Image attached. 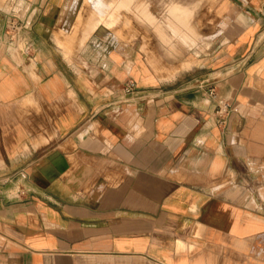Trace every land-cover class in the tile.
Returning a JSON list of instances; mask_svg holds the SVG:
<instances>
[{
  "label": "crops",
  "instance_id": "1",
  "mask_svg": "<svg viewBox=\"0 0 264 264\" xmlns=\"http://www.w3.org/2000/svg\"><path fill=\"white\" fill-rule=\"evenodd\" d=\"M31 1L10 39L0 0V264H264V0L105 1L124 38Z\"/></svg>",
  "mask_w": 264,
  "mask_h": 264
},
{
  "label": "rangeland",
  "instance_id": "2",
  "mask_svg": "<svg viewBox=\"0 0 264 264\" xmlns=\"http://www.w3.org/2000/svg\"><path fill=\"white\" fill-rule=\"evenodd\" d=\"M28 2L30 0H22V2ZM77 3H78V8L73 16V18L77 19V22L75 23V26H73L71 32H67V33H64V35L66 36H72V35H76L78 33V35L80 36V32L81 31H85L87 30L88 33L86 34H91L93 32V34L96 36H100V37H103L105 38L107 35H118L119 34V29H121V33L122 35L120 34V37L121 38H124L123 36V31L126 32V36L128 37V35H132L135 31V22L139 23V22H144L140 17H138L137 15H135L136 11H134V6L132 5L129 9H124L122 8L120 11H119V18L117 20V17L115 16L116 13H117V10L115 9H111L110 6H108L103 14H100L99 15V19L101 21H104V23L106 24L107 27H103V26H99L98 28L96 29H92V24H93V17L94 15L96 14L97 10H99V7H101L105 1H107L108 4H110V0H75ZM138 2H148V3H151V2H157L158 3V12L156 13L157 14V18L160 20H163V22L165 21V16H166V11L164 9L165 7V4L167 2H173L172 0H136ZM175 1H178V0H175ZM24 4V3H23ZM111 10V11H110ZM18 13H20L19 11L17 12H14L15 15H19ZM106 13V14H105ZM108 13V14H107ZM114 15L113 17L112 14ZM105 14V15H104ZM103 15V16H102ZM102 16V17H101ZM106 16V17H104ZM103 18V19H102ZM108 18V21L113 19L114 21H109L111 22L110 25L107 24V19ZM84 20L85 22H87L88 26L87 27H82L81 26V21ZM83 23V24H86V23ZM94 22H95V19H94ZM91 25V26H90ZM109 26V27H108ZM139 29V28H138ZM144 29H148V28H143V31ZM14 30H17L18 31V28H13V30L11 28H8L7 29V33L5 34L8 37H11L10 39L13 38V36L16 35V33L18 34V32H15ZM153 32L158 36L159 40L160 41H163L162 38L160 37V34L156 31V28L153 27ZM15 34V35H14ZM84 37H81V42H79V50H80V47L83 45L82 42L84 40ZM16 38V36H15ZM175 40L177 38H174ZM164 42V41H163ZM162 42V43H163ZM176 43V41H175ZM174 43V44H175ZM181 44L180 42L177 43V45ZM172 46L173 44H169V43H163L162 44V47L165 48L166 46ZM143 46H149V44H145L143 43ZM165 50V49H164Z\"/></svg>",
  "mask_w": 264,
  "mask_h": 264
},
{
  "label": "built area",
  "instance_id": "3",
  "mask_svg": "<svg viewBox=\"0 0 264 264\" xmlns=\"http://www.w3.org/2000/svg\"><path fill=\"white\" fill-rule=\"evenodd\" d=\"M31 4H32L31 0L26 2L25 4L26 6L24 5V11H21V13H18L19 15L13 14L8 17L4 34L7 33L8 28H11L12 30L13 28H16V29L18 28L19 32L17 30H14L15 32H18V34L16 33V35L15 34L14 35L16 36V38L20 37V35L22 34V24H23L22 15L24 14V12L26 14V12L30 9ZM263 39H264V32H263ZM124 89L131 91L133 89V82L130 80L127 81L124 86ZM207 93L209 94V96L215 103L214 113L217 115L219 123L221 125L226 124L230 113L237 112L238 107L232 104L231 102H229L228 100L220 97L217 94L216 89L213 85L208 86Z\"/></svg>",
  "mask_w": 264,
  "mask_h": 264
},
{
  "label": "bare ground",
  "instance_id": "4",
  "mask_svg": "<svg viewBox=\"0 0 264 264\" xmlns=\"http://www.w3.org/2000/svg\"><path fill=\"white\" fill-rule=\"evenodd\" d=\"M106 10H107V9H106ZM114 10H115V9H114ZM110 11H111V10H110ZM105 14H106V13H105ZM105 14H104V15H105ZM107 14H108V13H107ZM111 14H112V13H111ZM102 16H103V15H102ZM102 16H101V17H102ZM113 16H114V15L112 14L111 17H113ZM104 17H106V16H104ZM165 17H166V16H165ZM176 18H179V17H176ZM102 19H103V18H102ZM106 19H107V21H108V18H106ZM113 19H114V18H113ZM113 19H111V20L114 21ZM111 20H109V21H111ZM177 20H178V19H177ZM104 21H105V19H104ZM109 21L107 22V24L109 23L108 25H110L111 22H112V21H111V22H109ZM167 22H168V21H167ZM179 23H180V22H179ZM182 23H183V22H182ZM170 24H171V23H170ZM185 26H186V25H185ZM108 27H109V26H108ZM172 27H174V26L172 25ZM177 28H178V27H177ZM179 28H180V27H179ZM160 30H161V29H160ZM164 30H165V29H164ZM177 31H179V29H178ZM181 31H182V30H181ZM176 34H177V33H176ZM186 34H187V33H186ZM188 36H189V35H188Z\"/></svg>",
  "mask_w": 264,
  "mask_h": 264
}]
</instances>
